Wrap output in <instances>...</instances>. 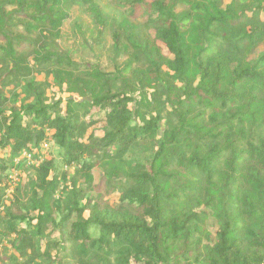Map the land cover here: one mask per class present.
Returning <instances> with one entry per match:
<instances>
[{
    "label": "trees",
    "instance_id": "1",
    "mask_svg": "<svg viewBox=\"0 0 264 264\" xmlns=\"http://www.w3.org/2000/svg\"><path fill=\"white\" fill-rule=\"evenodd\" d=\"M124 1L126 16L148 12L152 32L133 44V25L126 17L119 23L144 61L137 81H154L175 102L178 122L161 136L160 117L133 108V84L122 73L79 70L48 40L31 39L37 31L57 39L73 5L102 24L95 0H0V64L9 75H27L31 57L53 84L80 97L46 102L45 81H27L32 100L0 125L7 182L21 151L48 144L46 158L32 165L25 202L4 206L1 234L15 236L22 264H42L48 225L76 264H264V0ZM85 119L104 121L103 135L84 140ZM181 139L188 153L176 165L171 153ZM139 141L151 154L126 162ZM112 176L127 180L114 207L98 190ZM178 184L194 190L193 206L180 201L187 192Z\"/></svg>",
    "mask_w": 264,
    "mask_h": 264
},
{
    "label": "rangeland",
    "instance_id": "2",
    "mask_svg": "<svg viewBox=\"0 0 264 264\" xmlns=\"http://www.w3.org/2000/svg\"><path fill=\"white\" fill-rule=\"evenodd\" d=\"M229 1L224 0V4ZM95 2L102 14V24H99L94 19L84 5H73L70 7L69 17L60 28V35L57 39L51 38L46 34V31L43 33L40 31L35 32L31 39L38 42L43 39L48 40L58 52H66L70 59L78 65L79 70H87L88 67L93 66L111 75L122 73L123 77L128 78L133 84V93L131 94L135 101L132 103L133 108L145 117L150 115H158L160 117L157 136H161L166 128L172 127L178 122L175 102L173 99L169 100L163 94V89L160 86L152 88L150 84H154V81L140 83L137 81V74H135L136 71L142 70L144 61L142 59L136 61L138 57H136V47L133 44H141L146 39L152 38V32L148 30L147 25L144 23V18L148 15V12L143 9L134 16H126L127 7L124 0H95ZM125 17L133 25L134 36L132 38H135L133 44L129 43L125 31H121L119 28V23ZM114 32L119 36L118 42L113 38ZM45 34L46 38H43L42 36ZM33 61L31 57H28L23 63L27 68V75L22 77H12L8 73L7 65L0 64V95L2 96L0 99V125L5 122L11 109L18 108L32 100L25 89L26 82L30 80L35 82L45 81L46 102H53L67 97L80 100L77 93L67 90L65 84L61 87L53 84L51 75H48L46 71L36 70ZM142 73L146 76L144 71ZM75 75L79 78V71H76ZM83 77L88 80L86 75ZM118 85L123 86L121 81H118ZM60 108V111L64 112V103L60 105ZM197 110H195L194 114L197 113ZM85 120L82 125L84 140L91 135L94 137L103 135L105 130L104 121L89 123V121ZM183 142L184 139H181L180 144L171 153L176 165L178 164L177 155L181 153L186 156L188 153ZM151 149L148 143L139 141L129 147L123 158L126 162H136L151 154ZM110 151L113 153L114 149L110 148ZM2 152L0 150V155ZM25 152L30 155L29 160L24 158L22 154L16 157L18 160H14L10 169V181L7 182L0 170V216H4V206H8L13 200L18 203L25 202L28 196L26 181L32 172V165H36L38 160L44 159L48 155V152L41 153L40 149L36 147L31 151L26 149ZM111 152L108 154L111 155ZM100 160L101 157H91V162L95 164H98ZM70 171L72 172V170ZM48 178H51V175ZM80 182L84 184L87 190L92 189L91 184L87 185L83 180ZM107 182L105 180L101 181L98 190L109 205L117 206L121 191L124 185L127 184V180L123 176H112L110 183L108 184ZM64 185L65 183L61 185V188ZM178 185L183 192H187V197H180V201L183 202L184 206H193L195 203L194 190L186 191L187 185ZM192 185H195L194 182ZM14 211H16V208H14ZM1 231L0 223V264H22L21 260L16 256L15 245L18 242L14 241L12 243L10 241L14 240L15 236H4ZM39 251L42 253L40 258L42 264H49L52 258H55L56 264H60L59 261L66 264H76L72 256L73 253H70L65 247L59 232L53 226L48 225L45 229L43 236L40 238Z\"/></svg>",
    "mask_w": 264,
    "mask_h": 264
},
{
    "label": "built area",
    "instance_id": "3",
    "mask_svg": "<svg viewBox=\"0 0 264 264\" xmlns=\"http://www.w3.org/2000/svg\"><path fill=\"white\" fill-rule=\"evenodd\" d=\"M47 150H48V144H46V143L41 144V147H40V151H41V153H44V152L46 153ZM21 154L23 155L24 158H26V159L29 160L30 155L27 154V153L25 152V150L22 151ZM16 160H18V159L15 158V161H16ZM42 160H43V159L38 160V161L36 162V165L39 164Z\"/></svg>",
    "mask_w": 264,
    "mask_h": 264
}]
</instances>
